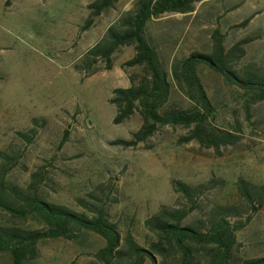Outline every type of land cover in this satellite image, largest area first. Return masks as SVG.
Listing matches in <instances>:
<instances>
[{"label":"rangeland","instance_id":"374dc122","mask_svg":"<svg viewBox=\"0 0 264 264\" xmlns=\"http://www.w3.org/2000/svg\"><path fill=\"white\" fill-rule=\"evenodd\" d=\"M95 1L0 0V165H11L8 182L27 189L35 176L45 201L88 216L102 211L122 238L129 234L141 246L151 240L145 220L162 207L187 211L184 224L199 227L217 206H236L240 215L231 221L245 223L248 216L250 221L236 233L229 264L264 257V205L253 213L237 189L239 179L264 185V103H248L244 92L200 66V81L216 110L212 125L236 138L234 144L218 149L182 144L192 128L166 126L136 147L114 145L130 141L144 123L137 111L113 123V91L139 85L146 73L125 66L135 55L133 46L111 55L110 70L98 59L90 71H81L86 53L136 2L118 0L92 16L88 6ZM245 20V27L236 28ZM214 30L226 51L251 40L234 70L264 75V0H203L192 13L163 15L147 28L168 72L170 107H190L171 65L193 52H210ZM174 181L195 190L194 205L174 190ZM0 226L39 228L34 220L2 211ZM102 247L88 232L78 243L46 240L28 264H97L94 255ZM158 260L178 264L173 255ZM0 264H11L9 257L2 255Z\"/></svg>","mask_w":264,"mask_h":264},{"label":"trees","instance_id":"16d2710c","mask_svg":"<svg viewBox=\"0 0 264 264\" xmlns=\"http://www.w3.org/2000/svg\"><path fill=\"white\" fill-rule=\"evenodd\" d=\"M117 1L96 0L88 8L92 16H99ZM202 1L136 0L132 11L122 16L117 25L108 28L103 41L86 53L82 72L90 71V64L98 59L110 70L111 55L120 47L133 46L135 55L125 66L141 67L146 73V79L139 85L113 91L109 101L117 110L113 123L128 120L136 111L144 123L130 141L117 140L114 145L136 147L151 137L158 127L166 126L192 128L189 136L181 140L182 144L194 141L203 148L215 149L234 144L236 138L212 125L216 110L200 81V66L207 67L220 75L227 85L244 92L248 103H264V75L252 71L238 74L234 70V64L244 55L242 46L251 40L240 41L226 51L223 36L214 30L210 52H193L171 65L172 78L190 107H170L172 92L168 72L148 38L147 28L153 19L163 15L192 13L194 5ZM248 22L245 20L236 28L245 27ZM10 168L11 165L6 163L0 165V211L13 219H31L39 225L37 229L0 226V258L7 255L11 264H28L35 260L38 246L43 241L63 239L78 243L86 232L103 241V247L94 255L97 264H163L158 257L171 255L178 264H201V259L205 264H229L236 247V233L250 221L248 216L245 223L232 222L231 219L239 217L240 210L224 205L217 206L199 227H193L184 224L187 211L162 207L145 220L144 226L151 234V240L141 246L129 234L122 238L117 225L109 222L102 211L88 216L45 201L35 186V176L27 189L8 182ZM173 187L194 205L193 188L180 181H174ZM237 189L253 213L263 207L264 185L257 187L239 179ZM242 264H264V257L246 259Z\"/></svg>","mask_w":264,"mask_h":264}]
</instances>
